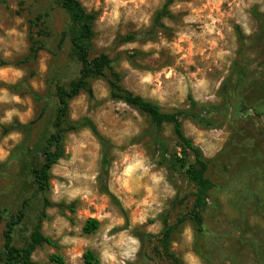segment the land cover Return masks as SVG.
Instances as JSON below:
<instances>
[{
  "label": "rangeland",
  "instance_id": "1",
  "mask_svg": "<svg viewBox=\"0 0 264 264\" xmlns=\"http://www.w3.org/2000/svg\"><path fill=\"white\" fill-rule=\"evenodd\" d=\"M79 1L97 17L91 56L107 54L125 89L168 113L186 111L190 97L198 104L200 118H183V128L209 160L208 174L217 189L206 213V238L198 240L192 223L185 219L173 236L172 251L183 264H264V212L247 198L251 192L264 197V116H259L264 115V0H223L219 7L209 0H146L144 4L136 0V4L121 7L115 21L111 15L115 6L107 0ZM168 2L167 22H161L157 34L144 41L120 42L129 34L149 32L156 14ZM175 3L184 8L170 11L169 6ZM193 8L199 12L198 19L186 24L185 16L196 15ZM209 15L217 19L219 34L201 35L203 25L211 23ZM244 22L250 35L241 27ZM70 25L69 15L56 0H0V69H4L0 120L13 112L11 122H0V148L8 153L0 160V212L6 220L30 200L26 219L14 233L18 247L26 245L45 212L41 231L54 244L37 248L33 260L40 264H56L50 260L52 255L62 256L66 264H85L88 250L101 260L105 247L119 259L116 243L123 232L140 241L135 260L125 264H170L160 261L153 249L163 229V217L169 215L171 224L184 218L192 193L181 171L162 160V154H169L171 162L175 155L180 157L173 127L158 129L146 115L112 99L107 79L91 81L93 97L81 93L70 103L71 122L91 120L108 141L107 161L96 136L89 128L80 127L65 135V157L51 171L47 198L63 207L44 210L43 196L36 193L31 167L33 158L42 160L38 146L53 131L56 85L68 86L79 75ZM193 32L196 34L191 35ZM180 33L191 38L180 41ZM32 34L43 42L44 50L37 59L20 64L29 55ZM221 52L226 53L222 58L218 56ZM239 55L248 65L247 75L236 78L231 72ZM147 74L153 77L151 83L142 82ZM13 96L20 102L12 100ZM241 104L252 109L239 114ZM10 133L20 134L18 142L8 139L5 143ZM28 145L33 148L32 156L22 159L18 148ZM125 155H139L150 169L148 174L134 175L131 192L115 179L123 171ZM93 175L95 182L87 178ZM152 175L163 180L154 183ZM54 182L63 185L59 194L53 192ZM75 189H88L91 195L87 200L82 195L70 199L67 193ZM105 213L110 215L96 218ZM142 216L144 223L139 222ZM89 219L100 223L91 235L83 231ZM120 219L123 223H116ZM110 224L114 226L109 230ZM4 229L3 223L0 264ZM105 235L110 238L107 242Z\"/></svg>",
  "mask_w": 264,
  "mask_h": 264
},
{
  "label": "trees",
  "instance_id": "2",
  "mask_svg": "<svg viewBox=\"0 0 264 264\" xmlns=\"http://www.w3.org/2000/svg\"><path fill=\"white\" fill-rule=\"evenodd\" d=\"M56 1L70 17L69 39L72 53L80 68L78 77L71 81L68 86L56 85L55 98L58 105L55 112L53 131L38 146L42 160L39 161L33 158L34 165L31 167V174L33 184L36 187V193L43 196V208L46 210L56 206L49 201L47 194L50 191L51 171L65 157L64 140L67 133L74 132L80 127L89 128L103 148L104 159H107L109 143L101 136L96 125L88 119H83L76 123H72L70 120L71 101L81 93H87L90 97H93L94 92L91 81L105 78L108 80L112 99L121 101L146 115L150 119L151 124L158 129H161L164 125H171L173 127L177 145L180 149V157L175 155L174 161L171 162V156L167 152L168 155L165 154L163 156L162 154V160L176 171H181L183 177L192 186L190 207L187 210L186 216L177 220L174 224L170 223L169 215L163 217V229L157 237V243L154 246L153 252L160 261L165 260L170 264H183V261L172 251L173 236L179 225L187 219L194 227L196 238L198 240H204L206 238V213L210 205L211 196L217 189V184L208 174L209 160L204 156L202 149L195 145L194 141L185 134L183 128V118L193 120L200 118L201 114H198L200 112L198 111V104L190 97V104L186 111L168 113L164 112L158 104L125 89L121 85L120 75L114 70L113 62L107 54H100L96 57L91 56L92 44L96 35V14L89 13L79 0ZM168 5L169 2L156 14L154 24L149 32L129 34L121 38L120 42L128 44L136 41H144L151 35L157 34L158 29L162 27V20L168 16ZM37 21H40V18ZM32 25L34 27L36 24L33 22ZM238 32L240 39L243 41L244 36L240 28H238ZM30 43L29 55L20 64L28 63L31 58L37 59L39 53L44 50L43 42L36 39L33 34L30 37ZM241 58L242 56L232 67L231 73L236 78L247 75L248 65ZM261 101L262 99L257 101L256 104H259ZM250 109L252 108L247 106V104H241L238 113L243 114ZM259 116L262 118L264 115L259 114ZM18 149L22 159H25V156H32L33 148L30 145L22 146ZM17 154L18 152L15 150L12 156L15 158ZM247 198H251L253 204L256 207H260L264 212V197L262 195L251 192ZM113 199L115 198L113 197ZM180 203H183V200ZM29 206L30 200H25L17 213L11 215L6 220L3 212H0V225L5 224L3 231V264H40L33 260V255L37 248L44 244H54L53 240L46 237L41 231V222L46 217L45 212H43L42 218L35 227L26 245L24 247L15 245V230L24 223L26 210ZM73 206H69L71 212H74ZM56 207H63V205L58 204ZM99 228L100 223L98 220L89 219L83 227V231L85 234L91 235ZM83 259L85 264H100L101 262L100 258L92 250H88L84 254ZM50 260L56 264H66L65 259L60 255H52L50 256Z\"/></svg>",
  "mask_w": 264,
  "mask_h": 264
},
{
  "label": "clouds",
  "instance_id": "3",
  "mask_svg": "<svg viewBox=\"0 0 264 264\" xmlns=\"http://www.w3.org/2000/svg\"><path fill=\"white\" fill-rule=\"evenodd\" d=\"M108 3L114 5L115 7L113 8L112 11V19L118 20L119 19V9L121 7H126L128 5L129 2L136 4V0H107ZM140 4H144L146 3V0H139ZM209 3H214L216 7H219L220 4L223 3V0H209ZM240 3H243V0H240ZM137 7H139V5H136ZM239 7V5H237ZM189 8H191V4L188 5ZM205 7H207V5H205ZM182 8H184V5L182 3H175L174 5H170L169 6V10L173 11L174 13L181 10ZM193 13H196V15H188L184 17V22L190 23V22H194L198 19V15L199 12L197 9L193 8L192 9ZM101 19L103 20L104 17H101ZM208 20L211 21V23H205L203 25V32L201 33V35L204 34H212V33H217L219 34V30L216 28V24H217V19L213 18L211 15H209L207 17ZM246 17H244V20L246 21ZM148 18L145 17V23H147ZM162 22H167V17L164 18V20ZM237 23H241L240 21H237ZM241 27L243 28L244 32L246 35H250L251 34V29L248 27L247 23L244 22L241 24ZM196 33L193 32L191 35H195ZM191 36L185 33H180L179 34V40L180 41H184V40H188L190 39ZM213 43H215L213 41ZM151 45H149L150 47ZM177 48H179V44L176 45ZM226 53H218V56H220L221 58L225 55ZM18 75L22 76L23 74L18 72ZM172 73L169 72L168 75H171ZM4 75V69H0V76ZM153 80V77L151 74H147L142 78V82L145 83H151ZM201 84H204V81H200ZM4 97L0 96V100H3ZM12 100L16 101V102H20V98L18 96H13ZM13 112H7L5 114L4 120H0V122H11V118H12ZM20 137L19 133H10L7 137H5V143L7 142L8 139H12V140H16L18 142V139ZM8 155L7 152L4 151L3 148H0V160H3L4 158H6V156ZM131 159V162H129ZM123 163H124V167H123V171L121 172V174L119 176H116L115 179L117 181V183H119L121 185V187H123L124 189H127L129 192L132 191V188L130 187V182L132 180V178L134 177V175L136 173H140L141 175H145L148 174V172L150 171L149 167L146 165L145 160L140 158L139 155H137L134 158H130L129 156L125 155L123 157ZM88 179H91L93 182H95L96 176L93 175L91 177H87ZM151 179L153 180L154 183H160L163 180L162 176H156V175H152ZM63 187V185L61 184H57L54 182L53 185V192L55 194H59L60 189ZM149 193H151V189H148ZM70 199H74L77 196H81L83 197V199L87 200L89 195H91V192L88 189H75L71 192L67 193ZM175 193L173 192L172 195H174ZM144 203H147V201H144ZM110 214L105 213L103 216H98L96 218L98 219H104L106 216H109ZM145 217H140L139 218V222L140 223H144ZM116 223H123V219H120L118 221H116ZM135 223V221H134ZM113 224H110L108 226L109 230L111 229V227H113ZM149 231H151V229H149ZM105 241L107 242L110 238L105 235L104 237ZM67 242V240L65 241ZM116 247L120 249L119 251V259L117 258V253L114 252L110 247H105L104 250L101 253V264H125L126 261H134L136 258V253L138 252L139 248H140V241L138 238H135L131 235H128L126 232H123L120 234V239L117 241L116 243ZM73 259H75V257H73Z\"/></svg>",
  "mask_w": 264,
  "mask_h": 264
}]
</instances>
